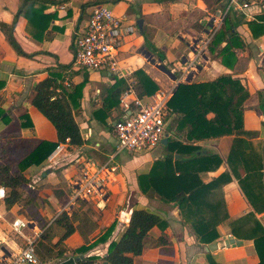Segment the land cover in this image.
<instances>
[{
  "label": "crops",
  "instance_id": "0c3cea01",
  "mask_svg": "<svg viewBox=\"0 0 264 264\" xmlns=\"http://www.w3.org/2000/svg\"><path fill=\"white\" fill-rule=\"evenodd\" d=\"M20 1L0 0V23L12 26L15 41L29 55L16 54L0 29V83H3L0 88V109L7 116V122L0 121V134L8 136L18 133L25 140L23 147L11 151L14 159L28 153L31 143L55 142L53 126L31 104L33 88L44 78L54 76L60 86L71 91L85 79L79 106L73 108L82 143L78 146L69 142L59 143L63 144L61 152L54 151L42 164L23 171L27 183L19 188L21 203L8 207L5 199L1 202L0 264H6L10 255L23 246V240L11 231L10 225L15 219L29 223L24 230L28 235L38 230L44 232L51 225L50 240L43 239L39 245L41 243L52 249L53 254L62 251L63 258L96 256V264H103L101 258L106 254L108 245L123 233L134 209L159 214L167 221L168 227L163 232L157 227L151 229L150 235L154 239L164 234L167 243L147 247L140 256L133 257V264H208V256L219 264H257L252 241L237 240L230 232L229 222L251 210L233 175L230 173L231 181L216 191L222 195L229 217L216 228L219 235L214 242L217 244L216 250L206 251L207 245L200 243L194 234L192 218L183 215L176 204L164 203L140 192L137 177L147 174L152 164L162 157L153 153L159 145L145 152L121 151L116 154L117 138L113 124L124 116V112L119 102L111 99L106 103L110 90L119 87L121 94L129 81H134L136 85L137 70L150 77L157 90L169 87L173 80L155 64L165 62L171 69H178L190 53L189 46L203 38L208 31V17L217 15L226 0L220 3L221 7L219 0H122L116 4H106L114 15L123 18V43L117 57L123 77L106 71L86 72L73 63L74 41L83 30L92 0H57L47 5L43 13L53 18L39 40L32 36L33 30L26 18L17 15ZM239 1L248 3L249 8L244 14V22L236 29L245 45L235 50L238 56L235 70L223 66L216 54L213 57L206 52L201 68L186 82H210L224 74L239 78L249 94L244 103V130L257 133L256 137L248 139L251 152L264 157V105L260 96L264 92V33L254 38L247 24L264 15V0ZM137 18L142 19L141 31L136 24ZM129 26H135V31L129 33ZM147 43L157 49L155 53L150 51ZM159 56H163V60ZM152 95L141 99L146 101ZM174 117L170 112L165 136L183 141V136H176L170 130ZM207 117H212V114ZM232 143L233 136L197 143L202 152L216 154L222 160L216 171L200 173L203 182L211 181L222 172H229L226 160ZM111 156L113 162L118 157L120 159L114 163L116 170L106 185L104 202L99 206L95 199L68 204L70 182L80 173L83 164L86 161L103 164ZM176 156L177 159L181 158L180 155ZM3 189L7 195V189ZM62 212L75 215L72 223L75 231L63 243L55 246L63 230L53 223ZM256 217L264 225V212ZM112 224L114 228L105 242L95 243L83 255L75 253L81 246L93 244ZM40 256L41 260L37 257L40 264H57L61 260Z\"/></svg>",
  "mask_w": 264,
  "mask_h": 264
},
{
  "label": "trees",
  "instance_id": "16d2710c",
  "mask_svg": "<svg viewBox=\"0 0 264 264\" xmlns=\"http://www.w3.org/2000/svg\"><path fill=\"white\" fill-rule=\"evenodd\" d=\"M57 0H21L17 15H22L28 21L35 39L48 28L52 15L44 14L47 5ZM122 0H92L90 4H116ZM219 0V7L221 2ZM244 14L229 12L223 24L207 47V52L220 58L221 64L230 70H235L238 56L235 52L245 45L242 37L236 31L244 22ZM254 38L264 33V15L247 23ZM10 47L20 56L25 54L18 46L12 34V26L0 23ZM148 44V43H147ZM150 51L157 49L148 44ZM163 60V56H159ZM138 80L135 85L137 97L150 96L157 90L155 82L142 70L135 72ZM75 85L71 91L65 90L58 84L54 76L44 78L33 88L31 104L53 126L56 141H38L28 153L14 159L11 151L25 144L18 133L15 135L0 134V187L7 189L5 205L20 204L21 186L27 183L23 171L31 166L42 164L55 150L59 143L66 140L72 145L82 143L79 127L73 117V108L79 106L85 83ZM3 83H0V88ZM119 87L108 92V100L119 102ZM60 89V92H57ZM264 105V92L260 94ZM249 94L241 84L240 79L230 74H224L213 81L180 83L174 90L168 107L175 115L170 130L176 136H183V141L168 138L165 144V154L156 160L147 174L137 177L140 192L149 197H156L164 203L176 204L183 215L192 218V227L197 240L205 245L214 243L219 235L216 228L229 217L222 195L216 191L222 185L231 181V174L249 203L251 210L229 222L231 235L237 240H251L256 252L258 263L264 264V225L256 217L264 212V157L251 152L248 139L256 137V132L246 131L243 126L244 103ZM264 111V110H263ZM212 114L208 118L207 115ZM0 121L7 122L5 112L0 109ZM264 124V122H263ZM223 136H233V143L227 157L229 172H222L211 181L205 183L200 173L216 171L222 160L216 154L204 153L197 143L207 139ZM180 155L181 158H175ZM231 173V174H230ZM221 190V189H220ZM220 197V198H219ZM75 215L62 212L54 225L62 228L63 232L54 244L58 246L74 233ZM52 224V225H53ZM157 227L162 232L168 223L159 214L145 210L134 209L131 212L127 227L116 241H111L106 254L101 258L108 264H133V257L140 256L150 246H160L167 243L164 234L154 239L150 235L152 228ZM114 224L93 244L81 246L75 253L83 255L99 242H105L111 235ZM48 226L39 237L37 244L43 239L50 240ZM96 243V244H95ZM41 245V243H40ZM43 246V245H42ZM51 254L52 249L45 247ZM64 252H57L53 259H63ZM98 257L88 256L75 264H96ZM208 264H219L211 256L207 257Z\"/></svg>",
  "mask_w": 264,
  "mask_h": 264
},
{
  "label": "built area",
  "instance_id": "2783aa9c",
  "mask_svg": "<svg viewBox=\"0 0 264 264\" xmlns=\"http://www.w3.org/2000/svg\"><path fill=\"white\" fill-rule=\"evenodd\" d=\"M248 8L249 4L246 2L226 0L225 6L217 15H210L208 17L210 27L204 37L191 44L189 55L179 64L178 69H172L177 75L169 87L159 88L150 98L142 101L136 95L135 82H128L119 96V104L124 116L113 124V132L117 138L116 154L121 151L145 152L161 144L165 138L167 118L171 112L168 102L175 88L180 83L186 82L201 68L207 47L221 28L226 15L232 11L245 14ZM122 21L123 18L114 15L108 5L92 6L83 30L74 41V65L86 72L106 71L117 77H123L117 59L123 43ZM135 29V26H129L127 31L132 33ZM62 149L63 144H59L54 151L59 153ZM112 159L113 156L103 164L89 161L83 164L80 173L70 182L71 193L68 204L91 199L97 200L98 206L99 203L104 202L106 185L116 170ZM5 196L4 189L0 187V204ZM28 225L29 223L22 219H15L11 223V231L23 240V246L17 253L10 255L6 264H40L35 248L43 231L38 230L28 235L24 232Z\"/></svg>",
  "mask_w": 264,
  "mask_h": 264
},
{
  "label": "water",
  "instance_id": "95a60500",
  "mask_svg": "<svg viewBox=\"0 0 264 264\" xmlns=\"http://www.w3.org/2000/svg\"><path fill=\"white\" fill-rule=\"evenodd\" d=\"M225 5V2L223 3V6ZM136 24L139 28V30H142V19L137 18ZM151 63H154L153 60H150ZM156 68H158L162 73H164L166 76H168L171 80L175 79V75L171 69L170 66L166 65L165 62L163 63H157L155 64ZM167 143V136L162 140L161 144L165 145ZM179 157V156H176ZM223 246V244H221ZM217 248L216 243H212L206 246V251H215ZM82 259V257H69V258H63L59 260L57 264H75L77 261ZM103 264H108L106 261L103 262Z\"/></svg>",
  "mask_w": 264,
  "mask_h": 264
},
{
  "label": "rangeland",
  "instance_id": "374dc122",
  "mask_svg": "<svg viewBox=\"0 0 264 264\" xmlns=\"http://www.w3.org/2000/svg\"><path fill=\"white\" fill-rule=\"evenodd\" d=\"M172 138V137H171ZM154 154H156V156H158V155H164L165 154V145H163V146H161V145H159V147H157L155 150H154V152H153ZM120 158L118 157L115 161H114V163L117 161L118 162V160H119ZM35 251H36V256L41 260V256H40V254H42V258H44V259H50V258H52L53 257V255L55 254H53V252L51 253V254H49V252H48V250H46V248L44 247V246H42V245H39V244H37L36 245V248H35Z\"/></svg>",
  "mask_w": 264,
  "mask_h": 264
}]
</instances>
